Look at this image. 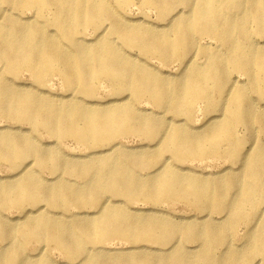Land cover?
I'll use <instances>...</instances> for the list:
<instances>
[{
  "label": "bare ground",
  "instance_id": "bare-ground-1",
  "mask_svg": "<svg viewBox=\"0 0 264 264\" xmlns=\"http://www.w3.org/2000/svg\"><path fill=\"white\" fill-rule=\"evenodd\" d=\"M131 6L140 17L126 15ZM204 39L211 42L201 43ZM133 50L162 63L176 61L181 70L170 77L144 65ZM199 54L206 58L201 66ZM54 77L62 82L60 94L42 90ZM102 84L110 87L109 99L97 95ZM263 84L264 0H0V161L11 164L0 176V206L22 212L0 218V240L9 241L7 248L0 246V264H52L38 248L25 254L31 239L54 243L68 258L77 256L72 264H250L264 252V215L258 212L264 202V138L253 135L250 149L238 155L245 142L237 139L236 128L264 135ZM143 97L159 111L138 108ZM200 110L207 118L196 126ZM24 124L30 127L24 130ZM36 129L45 130L53 144L69 138L90 151L62 154L50 142L40 144ZM128 133L149 141L160 134L159 159L168 151L180 162L213 157L232 165L191 176L192 170L166 157L154 171L134 172L133 165L144 168L151 160L140 151H117L116 140ZM221 142L226 147L218 149ZM43 168L50 177L42 176ZM65 175L85 184L74 185ZM132 197L153 205L183 197L223 216L208 213V220L182 225L155 218V206L132 212L121 202ZM66 204L96 208L86 217L102 213L82 220L78 235L49 214L52 206ZM241 221L247 245L241 250L229 245L215 256L213 248L227 243ZM108 237L162 243L183 237L201 247L193 253L176 246L154 261L87 246Z\"/></svg>",
  "mask_w": 264,
  "mask_h": 264
},
{
  "label": "rangeland",
  "instance_id": "rangeland-1",
  "mask_svg": "<svg viewBox=\"0 0 264 264\" xmlns=\"http://www.w3.org/2000/svg\"><path fill=\"white\" fill-rule=\"evenodd\" d=\"M131 9V11H130ZM147 13L151 16L149 19L155 24L158 22V20L155 17V13H153L152 10L148 9L146 10ZM125 13V12H124ZM136 16L140 17V13L137 10L136 6H131L128 10L126 15L128 16ZM166 23V22H165ZM88 38H93L92 35H88ZM207 42H211L209 39H204L201 41V43L206 44ZM125 49H129L128 47H125ZM133 52L137 55L138 60H143L144 65L148 63L150 67H153L155 70L159 71H164L166 74H171L170 77H174L172 75H177L179 74V71L181 70L179 68L178 62L176 61H170L168 63H162L159 59L154 58L152 56H149L148 58H143L142 52L139 50H133ZM195 60L201 65H203L206 61V58L204 55L199 54L195 57ZM235 78L239 82L244 81V77L239 75L238 73H234ZM29 78H23L24 82H28ZM264 89V84L262 85ZM42 90H49L53 93H61L63 92L62 89V82L60 79H57L54 77L51 81V83H48L44 89ZM110 90V87H107L106 85L104 86L99 85V88L97 90V95L99 97H102L103 99L106 97V99H109L108 93ZM111 91V90H110ZM217 92L213 91L212 97L216 98ZM207 97H209V92L206 94ZM205 95V96H206ZM204 102V101H203ZM201 102V108L203 111V105L205 108V104ZM264 102V101H263ZM200 106V104H198ZM138 108L146 111V112H151V109L154 110L155 112L159 111L157 108H155L152 104V102L147 98L143 97L138 101L137 104ZM206 110V109H205ZM197 117L196 119V126H200L206 122V116L203 112H198L196 113ZM0 125H3V122L0 121ZM28 125H23V129H27ZM236 134H237V139L239 141L245 142V147L242 149H239L237 151L238 155L241 153H244L245 151L250 149V140L253 137V135H256L259 138H264V135L258 131L256 133H248L245 131L243 128L238 126L236 128ZM199 132H203V130H199ZM33 136L37 138L39 143H49V147H53V149L58 150L62 154L70 153L74 154V156H84L88 153V149H86L84 146L78 145L76 142L71 141L69 138L63 139L60 143L58 144H53L52 143V138L49 137L48 133L43 130H35L33 131ZM160 134L157 135L155 140H147V139H142L143 136L135 134V133H128L126 135L119 136V138L115 142V146L117 151L118 150H129L130 152H135V151H140L143 153H147L150 155V160L151 163L147 165L144 168H139L135 165L132 166V170L134 172H138L141 174H146L149 171H154L158 169L161 164L162 160L167 157V160L169 162H172L175 166H183V168L190 169V175L195 176L197 174L201 175H212L220 172L226 165H232L230 161L226 160V162L212 159V158H188L182 160V162L174 160L168 151H164L163 156L161 159L158 158L157 154L161 150V146L158 144V141L156 140ZM249 141V144L247 143ZM117 143V144H116ZM48 144V143H47ZM112 144V143H111ZM106 147V146H103ZM226 144L225 143H220L218 145V149L220 148H225ZM116 151V150H115ZM190 159V160H189ZM8 162L5 161H0V176H4L7 171V167H9ZM239 165L238 158H234V168H236ZM230 174V173H227ZM42 176L43 177H50V170L48 168H43L42 170ZM66 178L69 179L70 183H74V185L77 186H83L85 184V181L81 179L79 176H69L65 175ZM217 180H222L219 177L215 178V181ZM180 193L179 191H177ZM232 193V191H230ZM182 194V193H180ZM105 196H110V193H106ZM104 196V197H105ZM114 198V197H113ZM118 198V197H117ZM123 204L127 207L130 208V210L134 213H140L143 214L144 211L147 210L149 207H154L155 210L159 212L155 218H159L161 220H172L177 222L178 224L186 225L189 219H198L200 220L201 218H206L205 216L210 213L213 218H219L221 220L223 214H217L215 210L213 209H206V208H198L194 203L189 202L186 199H183V197H177V198H163L161 201H159L157 204L153 205L152 202L147 201L143 197H132L131 200H124L121 201ZM96 208L92 206H86L82 210H80L77 206L72 205V204H66L64 206H52L51 207V212L49 213L50 215L54 217H58L63 220L64 226L74 227V232L78 235L83 234V230L79 228L80 222L82 220H92L94 218H98L101 213L98 215L95 214L94 217H86L83 214L90 215L92 212H96ZM258 212H263L264 215V202L260 203L258 205ZM22 212L19 211L18 208L16 207H7V206H0V218H2L4 221H7L9 219H15L17 216H20ZM97 215V216H96ZM139 215V214H138ZM218 219H215V222L219 221ZM262 220H264V217H262ZM24 219H22L20 222H15V225H19L24 223ZM206 221V220H205ZM230 236H227L225 244H220L217 245L216 247L213 248V253L215 256H219L220 254L224 253L229 245H232L234 249L236 250H241V248L244 245H247V242L243 239L246 229H245V223L243 221L239 222L234 228V231H230ZM177 238V239H176ZM169 243H162L160 240H150V241H137V242H132L128 238H118V237H108L103 240L102 242H95V243H90L87 246H99L103 245L105 248H107L108 254L115 256V257H126V256H131V255H139V258H150L154 261L162 258L159 257L164 253V251L171 250L172 248L176 246H182L185 251L187 252H197L200 250V243L198 240H186V238L183 237H176ZM146 245V247H145ZM0 246H5L6 248L9 246V241L8 240H0ZM86 246V248H87ZM40 249L42 252L48 255L50 257V261L52 264H72V262H75L74 260H77L78 257L75 256L76 258H68L64 251L61 249L57 248L54 243L52 242H47V241H37L34 239H31L27 241L24 245V252L25 254H28L29 252L33 251L34 249ZM148 256V257H146ZM250 264H264V252L257 253L256 255L253 256L252 261Z\"/></svg>",
  "mask_w": 264,
  "mask_h": 264
}]
</instances>
